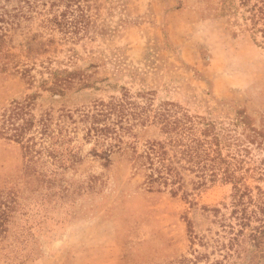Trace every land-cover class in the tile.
Returning a JSON list of instances; mask_svg holds the SVG:
<instances>
[{"label":"rangeland","instance_id":"obj_1","mask_svg":"<svg viewBox=\"0 0 264 264\" xmlns=\"http://www.w3.org/2000/svg\"><path fill=\"white\" fill-rule=\"evenodd\" d=\"M75 1L86 24L67 35L50 24L52 0L22 2L8 46L20 62L17 68L29 69L33 78L0 72V114L12 101L31 96L27 100L37 118L70 110L82 127L81 110L121 97L124 90L144 107L173 102L233 136L223 155L254 195L257 187L264 191V143L245 139L248 131L238 119L246 116L264 132V46L245 22L244 8L226 13L221 0ZM56 71L71 80L63 93L45 83ZM144 91L152 93L150 105L138 96ZM134 124L133 136L125 138L139 151L148 141L167 140L153 120ZM83 135L79 130L80 140ZM92 145L82 146L74 168L59 169L56 184L69 192L77 188L60 197L52 184L39 183L33 170L24 174L21 146L0 135V190H19L21 204L1 245L0 264H264V245L241 259L224 258L221 222H235L233 183L218 178L196 185L195 175L185 171L188 194L174 195L171 187L148 191L125 156L114 154L105 167L89 154ZM30 180L44 190L31 191ZM89 184L91 192L79 188Z\"/></svg>","mask_w":264,"mask_h":264},{"label":"trees","instance_id":"obj_2","mask_svg":"<svg viewBox=\"0 0 264 264\" xmlns=\"http://www.w3.org/2000/svg\"><path fill=\"white\" fill-rule=\"evenodd\" d=\"M25 1L0 0V72L5 77L21 73L24 79L31 81L33 76L29 69L21 71L17 68L20 62L8 46L9 30L14 26L16 16L22 12V2ZM236 1L221 0L223 9L226 13H239L244 8L242 14L245 22L256 41L258 36L262 38L258 44L264 46V0ZM61 2L66 6L63 10L57 4ZM73 4H76L75 0H52V6L58 10L52 8L50 24L64 35L70 31L78 33L86 24L83 10L79 5L74 9ZM9 5H12L13 11ZM59 74L58 71L53 72L52 80H45V83L52 82L49 88L63 93L71 80L61 78ZM151 94L150 91H144L139 92L138 96L150 105L153 100ZM27 99L14 100L9 106H4L0 114V135L21 146L26 158L24 174L31 175L33 170L38 182L52 184L53 188L50 189L60 193V197L74 195L77 188L69 192L67 186L56 184V177L61 173L59 169L74 168L80 161L82 146L93 143L89 154L94 159L109 167L113 164L114 154L125 156L133 174L144 178L148 191L161 192L171 187L174 195L181 190L188 194L184 189L185 171L195 175L196 185L218 178L233 183L231 218L235 222L225 224L226 219L221 222L225 231L224 238L227 239V242L220 244L226 250L224 258L241 259L244 255L257 252L264 245V191L257 187L254 195L244 177L236 174V169L231 167L229 155H223L224 146L231 145L233 136L218 131L214 123L184 112L173 102H164L156 108L151 105L140 106L132 100L128 90H124L121 97H111L107 102L101 100L94 103L91 109L81 110L79 117L82 127L76 124L70 110H64L57 118L50 111L37 118L32 113L31 101ZM239 116V122L248 131L245 139L263 144L264 132L253 128L246 116ZM151 120L160 125L167 140L148 141L143 150L139 151L136 143L125 137L128 134L133 136L134 123L144 125ZM79 130L84 131L82 140L78 137ZM38 135L40 140H37ZM37 164L48 167L37 170ZM26 183L31 191L44 190L34 186L31 180ZM91 185L79 188H87L85 192H91L94 189ZM18 193L16 189L0 190V249L15 221V214L21 209ZM219 212L216 210V213ZM193 237L196 238V234ZM200 243L205 245L202 238ZM216 264H223V260L216 261Z\"/></svg>","mask_w":264,"mask_h":264}]
</instances>
